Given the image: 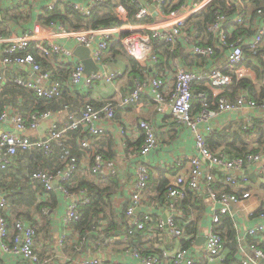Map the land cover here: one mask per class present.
Segmentation results:
<instances>
[{
  "label": "built area",
  "instance_id": "obj_1",
  "mask_svg": "<svg viewBox=\"0 0 264 264\" xmlns=\"http://www.w3.org/2000/svg\"><path fill=\"white\" fill-rule=\"evenodd\" d=\"M25 1L0 0V13L3 6H23ZM105 1L64 0L59 3L48 0L43 16L34 19L32 28L23 32L11 29L6 36L0 34V92L5 85L13 84L38 97L53 100L60 99L66 90L74 92L76 89H89L94 81L114 83L122 75V70L104 66V69L86 73L84 65L74 60L73 50L67 43L92 46L91 59L101 64L110 43L118 42L127 55L145 67L141 76L132 79L131 89L121 97L119 105L139 106L146 97L153 103L160 119L168 117L177 128L190 131L194 153H184L177 148L171 153L169 161L164 158L166 163L160 158L152 164L149 156L159 148L161 142L153 121L140 119L138 128L143 139L129 157L134 164L127 166L122 157L107 159L98 146V140L112 126L116 137L125 135L124 124L116 121L117 105L110 100L100 106L84 101L78 110H71L67 103L61 108L62 114L59 111L33 110L25 116L17 110L4 107L0 122H8L11 128L0 134V172L6 171L14 158L23 152L50 156L55 148L64 146L75 134L82 156H70L53 171H32L28 174L29 180L40 185L47 194H62L65 210L59 220L64 228L69 229L79 219L80 207L91 201V194L86 187L70 190L65 182L69 181L73 185L72 179L82 168H87L96 176L95 182L100 181L98 177L119 179V184L127 190L122 197V213L128 225L120 224L121 219L117 217L121 229H112L109 234H105L107 225H100L85 235L77 234L70 244L64 230L56 240L57 248L64 253L61 257L64 264H107L108 261L103 257H88L85 253L87 245L96 251H111L118 240L128 241L144 230L152 220L150 209L159 214L155 218L159 239L190 240L189 245L173 250L159 248L158 253L146 254L138 246L126 244L123 250L125 256L141 264H212L222 258L224 249V239L215 230L221 216H230L232 206L256 197L257 191L252 187L256 189L264 183V145L257 150L249 149L239 156H230L212 151L207 144V138L221 130L215 123L220 114H244L243 128H250V110L264 111V94H261L264 76L262 80H257L254 78V69L246 65L247 61L256 60L255 52L264 46V8L257 7L255 12L251 11L250 0H223L226 5L224 10L218 7L221 6V0H125L116 1L113 7L117 24L74 29L58 19L46 20L50 11L63 13L65 6L83 19H89ZM211 5L212 17L205 23L204 31L199 33L192 20L201 18ZM59 39L63 41L59 42ZM164 47L167 48L174 78L171 84L157 72L150 74L147 68L158 64L157 52ZM198 57L203 59L200 65L190 64ZM38 58L50 59L52 68H44ZM59 61L68 71L65 78L58 74ZM8 67H16L17 73L8 76ZM243 78L252 82L255 95L248 90H240L229 98L225 94L226 90L235 87L236 82ZM198 82H203L205 89L195 94L193 86ZM194 100L197 106H194ZM50 118L44 134L29 136L23 133L27 126L37 129L42 121ZM156 166L171 174L166 175L168 182L162 197L151 200L148 187ZM129 167L133 168V172L131 179L127 180L124 170ZM248 170L255 181L250 179ZM224 188L232 191L227 192ZM237 190L239 193L235 192ZM189 193L193 201L194 198H201L210 204L211 225L207 228L205 245L198 257L194 251V240L185 234L179 224L181 206ZM7 196L0 182V252L19 255L28 264H48L49 259H41L34 249L36 229L21 219L11 223L7 220ZM143 206L148 211H142ZM41 213L47 215L48 208H42ZM257 217L256 223L246 228L245 235L262 239L264 212H259ZM90 234H96L97 238L91 239ZM239 240L242 241V238ZM66 248L68 253L72 250L84 255L72 260L66 256ZM249 250L253 252V257L243 256L240 264H262L260 261L264 260V253L254 246L249 247Z\"/></svg>",
  "mask_w": 264,
  "mask_h": 264
},
{
  "label": "crops",
  "instance_id": "obj_2",
  "mask_svg": "<svg viewBox=\"0 0 264 264\" xmlns=\"http://www.w3.org/2000/svg\"><path fill=\"white\" fill-rule=\"evenodd\" d=\"M48 0H26L23 6H16L11 8L10 6H3L2 11L0 13V22L3 21L1 25V29L3 32L2 35L6 36L9 34L11 29L19 30L18 32L26 31L27 29L32 28L33 21L36 17L43 16L45 6ZM59 3H63L64 0H56ZM188 1V0H184ZM197 1V0H194ZM121 2V1H120ZM125 2V1H124ZM180 2V0H179ZM183 2V1H182ZM176 5V4H175ZM13 7V6H12ZM67 10V6H65ZM65 10V11H66ZM28 16L24 24L21 27H18L13 23V17H25ZM136 21V20H133ZM67 24V23H66ZM69 26V25H68ZM84 28V27H83ZM198 31V29H197ZM199 32V31H198ZM0 33V34H1ZM200 33V32H199ZM63 40L59 39V42ZM68 46L74 50L77 46L75 42L67 43ZM112 45V44H111ZM109 45L108 51L103 58V62L101 64H96L90 55V59L92 62L98 66V69H104V66L111 69H119L122 70V75L119 79H117L114 83L110 84H93L89 89L80 90L76 89L74 92L65 91L63 98L67 100V103L70 105L71 110H78L81 108L82 103L84 101H89L95 106H100L104 101H112L117 105L115 116L116 121L124 124L125 127V135L123 137H116L114 126L111 127L110 130L106 132V135L98 140L99 148L103 151L106 158L112 160L114 158H120L126 160V164L130 165L133 163L130 157V153L134 151L137 146L142 142V133L138 128V122L140 119H150L153 121L154 125L156 124V135L159 138V134L157 132V128H162L163 136L160 135L161 145L159 148L152 153L149 158L152 160V164L155 161L161 158L163 163L165 159L167 161L171 158V153L174 152L177 148H179L184 153H194L192 135L189 130L179 129L168 117H164L160 119V116H157L154 105L144 97L142 99V104L139 106H126L121 107L119 105V101L121 97L132 87V79L137 76H141L145 71L141 65H139L135 60L133 61L129 55H127L120 46L112 47ZM264 47V46H262ZM161 48V47H160ZM166 47L164 49H160L157 52L159 62L157 65L152 67L147 66L148 72L150 74L158 73L161 74V78L165 79L168 84H171L174 80L173 75L171 73V66L169 63V56L166 54ZM92 54V51H91ZM2 55V47L0 46V57ZM73 58L75 61H80V58L74 54ZM256 59V56H255ZM39 61L42 63L43 67L46 69L52 68V61L49 59L40 58ZM203 61L202 58L194 59L190 62V64L200 65ZM135 62L137 64H135ZM247 61L246 65H248ZM262 62L264 65V55L262 58ZM206 63V61L204 62ZM255 66H260L257 62V59L252 62ZM62 61L57 63V67L59 68L58 74L65 78L67 74L62 75V67H64ZM192 67L191 65H189ZM254 69L251 65H248ZM139 67V74H137L136 68ZM98 71V70H97ZM86 72V71H85ZM95 72V71H90ZM89 72V73H90ZM6 73L8 76H12L16 71V67H8ZM87 73V72H86ZM254 78L257 80H262L264 75H258L254 69ZM98 83V82H96ZM104 83V82H101ZM7 84L3 87V90L0 92V105H3L0 108V112L4 107H9L12 110H17L21 112L23 115L27 116L29 114V97L26 94L15 93L11 91V87ZM203 82H198L193 86V91L196 94L198 91H203L205 89ZM10 87V88H8ZM209 89V88H208ZM247 90L242 87H233L226 90V95L230 97L236 95L239 91ZM208 91V90H207ZM211 91V90H210ZM212 92V91H211ZM71 93H75L71 95ZM53 112L59 111L61 113V108L58 110H51ZM246 113L249 112L245 110ZM252 113V123L254 124L255 120L260 119L264 125V111L260 110H250ZM244 114H228L223 113L220 114L215 123L218 127L223 129L224 127L233 126V124L243 125ZM54 117V116H53ZM52 117V118H53ZM44 120L41 122L40 126L37 129H32L27 126L26 130L23 131L24 134L29 136H38L44 134L47 130V127L51 121V119ZM243 119V120H242ZM28 124V122H27ZM11 128L8 122H0V134L5 130H9ZM219 128V129H220ZM176 135V137H175ZM250 135V134H249ZM172 137V140L169 139ZM166 142V143H165ZM75 150V151H74ZM79 152V156H82V151L79 149L78 144L73 136L71 135L70 139L62 146L61 148H55L53 153L50 156H45L43 154H32L31 152H23L20 153L14 158L13 163L9 166L6 171L0 172V182L3 188L6 190L9 195L8 201L9 206L6 210V216L9 223L16 219H21L25 223L30 224L36 229V236L34 238V249L36 253L39 255L41 259H49L48 264H64L63 259L61 258L64 253L60 251L56 246V240L58 235L64 232L67 234V242H69L77 235V232L71 228H64L60 223V216L65 210V202L63 200L62 194H56L55 198L56 202L54 203L51 198V194H47L41 191L38 188V184L32 183L28 174L31 172V168L35 170H48L53 171L56 167L64 164L68 156L76 155ZM75 153V154H74ZM168 163V162H167ZM134 164V163H133ZM157 170L159 169L157 166L152 170V176L154 179H157ZM133 172V168H132ZM165 175L169 176L171 173L167 170L164 171ZM250 179L253 180L251 171H247ZM79 178H87L89 181H96V177L92 175L87 168H82L76 175ZM150 178V182H151ZM118 182L116 188L111 192V198L113 200L111 208L114 211V219L119 221L121 219V215H123L122 197L127 193V190L122 188V185L119 183V179L116 180ZM99 184L101 188L108 187L109 185L105 182L98 181L95 182ZM149 183L148 193L151 198V195L154 194V182ZM262 185V184H261ZM260 185L259 188H253L257 194L256 197L250 198L241 202L238 205H234L231 208L232 214L231 218L234 220V225L237 233L239 234V238H242V242L245 238V230L248 227H251L258 220L257 211L261 208L264 209V188ZM252 189H249L252 191ZM151 193V194H150ZM32 198V203H28V200ZM39 202H44L45 204L40 208V210L44 207L48 208V214L45 216L41 215L40 210H37L36 206ZM149 203V201H148ZM204 207L202 209L201 217L198 219V223L196 225V230L187 232V236L194 240V251L198 257V254L202 251L205 245V234L207 228L211 225L210 222V204L204 202ZM190 208V212L187 213L185 211V207H181L182 217L180 220L185 222H189L192 219L196 218V215L199 211V205L196 206H188ZM142 211H148L146 206L141 207ZM152 220L146 224L144 230L137 232V234L131 237L128 241L118 240L116 247L111 251L108 250L106 252L93 250L91 246L87 245V250L85 253L88 254V257H98L105 258L111 264H141L140 262L128 258L124 255L123 250L126 244L131 242V244L137 245L142 249V251L146 254L158 253L159 248H166L168 250L176 249L180 246H183L182 240L178 239H159L155 230V218L159 215L156 210L150 209ZM40 212V213H39ZM109 213V212H108ZM161 215V213H160ZM119 217L120 219H116ZM109 222L108 218H102L98 223V226L105 227ZM121 229V228H119ZM120 231V230H119ZM244 234V238L242 235ZM246 243L241 245L240 251H238L237 257L240 260L243 256L253 257V252L249 250ZM68 248H66V256H69L72 260H76L77 257H82L84 254L73 252L71 249V253H68ZM260 263L264 264V260H261ZM0 264H28V262L21 258L19 255L15 254H3L0 252ZM199 264V263H195ZM212 264H218V261H215Z\"/></svg>",
  "mask_w": 264,
  "mask_h": 264
},
{
  "label": "trees",
  "instance_id": "obj_3",
  "mask_svg": "<svg viewBox=\"0 0 264 264\" xmlns=\"http://www.w3.org/2000/svg\"><path fill=\"white\" fill-rule=\"evenodd\" d=\"M116 1L124 2L125 0H106L100 5L97 11H95L89 19H83L77 12L73 11L70 8H67V10L63 13H58L56 11H50V12L48 11L49 17H47L46 20L47 19H58L64 23H67V25H69L70 27L74 29H79L83 27L84 28H97L99 26H108L112 24H117L118 20L113 14V7ZM182 1L184 0H180V2ZM250 3H251L250 10L253 12H255V8L257 7L264 8V0H250ZM219 4L221 6H218V7L221 8V10H224L226 8L225 2L223 0H221ZM212 10H213V6L211 5L208 7V10L200 16L201 18L192 20V23L196 25V28L198 29L200 33L204 31L205 23L211 19ZM2 23L3 21L0 22V33L3 32L1 29ZM110 45L112 47L117 46L118 42H111ZM32 52H34V50H32ZM166 54L168 55L167 51H166ZM263 55H264V47H262L261 49L255 52L257 62L259 63L260 66H257V65L255 66L252 62L247 63L248 65H251L252 67H254L255 72L258 75H264V65L262 62ZM135 64L137 63L135 62ZM138 71H139V67L136 68L135 72L139 74ZM9 86L11 87L10 89L11 91H14L15 93H19V94L20 93L26 94L29 97V101H30L29 102L30 104L28 107L29 113L33 110H38V111L58 110L62 108L64 104H67V100L63 98V96H65L64 94L62 95L60 99L48 100L42 97H38L34 95L32 92L25 90L23 88H20L16 85L12 84ZM235 87H242V88L244 87L248 91L253 93L254 95L256 92L254 85L247 78H243L239 80L238 82H236ZM261 94L262 95L264 94V87L262 88ZM2 106L3 105H0V108H2ZM194 106H197L195 100H194ZM253 132H255V137L253 139L251 138L250 140L249 134ZM207 144H208V147L214 152H224L230 156H236V155L239 156L247 152L249 149L257 150L262 145H264V125L260 119L255 120L254 124L252 123L250 128L248 127L243 128V125L240 126L239 124L235 123L233 124L232 127L231 126L227 128L224 127L223 129L217 131L215 134L209 136L207 138ZM31 153L34 155L39 154L38 152H31ZM70 156H68V158ZM76 156L79 157V152L78 154H76ZM62 165L63 164H61L60 166ZM30 171L31 172L35 171V169L31 168ZM164 171L165 170H157V173H158L157 179H154L153 177L151 178V182L155 183L154 184L155 193L151 195V198H150L151 200H159L162 197V194L166 188L165 186L168 182V178L166 177ZM98 178L100 179V181L104 179L103 182L110 184L109 185L110 189H108L107 186L104 188H101L99 184H96L94 181H89L87 178H79L76 176H74V178L71 181L73 182V185L69 181L65 182V186L70 190L77 191L81 188L86 187L91 194V201L88 204L80 207L79 219L75 221L74 224L72 225L73 229L80 236L85 235L86 232H89L95 229L99 224L98 222L102 218L109 219L107 227L104 230L105 234H109L110 230L112 229L119 228L118 227L119 223H117V221L114 219V211L111 208L112 198L110 197L112 194L111 192L114 190V188H116L118 182L116 181L115 178H106V177L105 178L98 177ZM252 181H255V180L253 179ZM151 182H150V185H152ZM261 186L264 188V183ZM38 188L41 191L45 192L40 185H38ZM224 190L227 192L232 191L229 188H224ZM238 191L239 190L235 192L239 193ZM7 197L9 198V195ZM51 198H52V201L55 203L57 198L55 197L54 194H51ZM204 202L205 201L201 198L199 199L194 198V201H193L190 193L183 201L181 207H185L184 210L187 211V213L190 212V208L188 207L189 205L196 206V207L199 205V211L195 219H192L189 222H185V223L179 220V224L185 230V234L192 230H194L195 232L198 219L201 217L200 212H202V209L204 207L203 205ZM28 203H30L29 205H31L32 198L28 200ZM44 204H45L44 202H39L36 206L37 210H40V208ZM40 212H42V209L40 210ZM259 212H264V209L261 208L260 210H258L257 214ZM120 224H123L124 226L128 225L127 220L124 218V214L121 215ZM215 230L224 239V249L222 252V258L218 260V264H240V260L238 259L237 254H238V251H240L241 245L243 243H246L248 245L247 246L248 248L251 246H254L256 249L264 253V238L259 239L251 235H246L243 242L240 241L239 234L237 233L235 229L234 220L229 215L221 216L220 222L215 226ZM89 237L94 240L97 238V235L90 234ZM182 243H183V246L189 245L190 240H182ZM127 244H131V242L130 243L128 242ZM107 264H111V263L107 262Z\"/></svg>",
  "mask_w": 264,
  "mask_h": 264
},
{
  "label": "water",
  "instance_id": "obj_4",
  "mask_svg": "<svg viewBox=\"0 0 264 264\" xmlns=\"http://www.w3.org/2000/svg\"><path fill=\"white\" fill-rule=\"evenodd\" d=\"M92 46H83V45H77L73 52L75 55H77L81 63L84 65L85 71L89 73L90 71H97L98 66L95 65L92 60L89 58L91 55ZM166 216V213H164L163 217Z\"/></svg>",
  "mask_w": 264,
  "mask_h": 264
},
{
  "label": "rangeland",
  "instance_id": "obj_5",
  "mask_svg": "<svg viewBox=\"0 0 264 264\" xmlns=\"http://www.w3.org/2000/svg\"><path fill=\"white\" fill-rule=\"evenodd\" d=\"M28 18V16L26 15L25 17H13V23L15 24V25H17L18 27H21L22 26V24H24L26 21H24L25 19H27ZM63 72H62V75H64V74H67V70L65 69V67H63ZM96 82H98V83H96ZM94 84H98V85H100V84H110V83H101V82H99V81H94ZM155 129H156V124H155ZM157 132H158V134H159V139H160V135H162L163 134V130H162V128L160 129V128H157ZM163 136V135H162ZM175 137H176V135H175ZM255 137V132H253V133H251L250 135H249V138H250V140H251V138L253 139ZM177 138V137H176ZM169 139H171L172 140V137L171 138H169ZM249 140V139H248ZM166 143V142H165ZM130 165H132V164H130ZM129 165V166H130ZM128 166V165H127ZM126 166V167H127ZM124 177L128 180V179H131V176H132V169H130V167L128 168V169H125L124 170ZM116 230V229H115Z\"/></svg>",
  "mask_w": 264,
  "mask_h": 264
}]
</instances>
